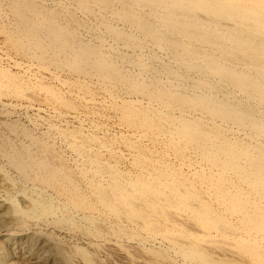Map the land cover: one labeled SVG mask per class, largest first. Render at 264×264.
I'll list each match as a JSON object with an SVG mask.
<instances>
[{
	"label": "bare ground",
	"instance_id": "6f19581e",
	"mask_svg": "<svg viewBox=\"0 0 264 264\" xmlns=\"http://www.w3.org/2000/svg\"><path fill=\"white\" fill-rule=\"evenodd\" d=\"M0 43L40 73L32 86L0 67V95L41 91L51 118L78 123L0 124L5 166L44 193L0 222L10 212L18 228L51 218L110 235L125 264H264V0H0ZM103 109L128 133L84 132ZM115 141L133 172L104 157ZM47 243L48 264H93Z\"/></svg>",
	"mask_w": 264,
	"mask_h": 264
},
{
	"label": "rangeland",
	"instance_id": "374dc122",
	"mask_svg": "<svg viewBox=\"0 0 264 264\" xmlns=\"http://www.w3.org/2000/svg\"><path fill=\"white\" fill-rule=\"evenodd\" d=\"M1 44L2 43H0V67H4V68L7 67V69H9L12 72H15V74L17 75L20 74L19 75L20 77H23V75H25L23 78L29 81L28 83H30L31 81L30 84H32L33 82L32 86H34V84H36L37 82L39 83L40 81H35L36 80L35 75L40 74L39 72H37V69L36 68H35L36 70L33 69L35 71L33 70L25 71V69H18L17 67L12 65L9 56L13 57L14 59L16 58V56L9 53L10 51L3 46L4 44L2 45ZM22 71L28 73L25 74ZM26 76L28 78H25ZM33 76L35 78H32ZM44 78H43L44 81L42 80L44 84L49 83V85H51L50 83H53L51 82V80L49 81L47 77L44 76ZM53 85L56 86V84L54 83L51 86ZM44 98H45V94H43L41 91L38 93L32 92L29 96L28 102L27 101L23 102L21 100L12 98L11 96L8 95H0V124L11 121V122H19L21 124L25 123L27 126L32 127V124H30L31 120L34 121L37 120L38 118L48 120L50 118L54 120V122H56L58 125H62V126L67 125L71 128L75 126L78 127V123L76 121L73 122L69 118L64 121L51 118L52 113L56 109L53 108V105L46 103ZM25 102H27L28 104ZM14 104L17 105L16 108H14L15 106L13 107ZM20 105H22V108L20 107ZM27 105L29 106L27 107ZM57 108L60 109V107ZM30 118L31 120L29 121L28 119ZM84 118L86 120L82 123L84 125L83 131L85 132L87 130V133H89L88 131L90 132L95 131L97 135L99 134L98 136L101 137L102 135V138L104 136L106 140L108 138L116 140V138L118 139L117 137L118 135L120 136L125 133L126 134L128 133V131L118 123L117 118L113 115L111 110L110 111L108 109L98 110L97 115H95V117L93 118L95 120L92 119L93 121L96 122V124H98L99 126L101 125L100 126L101 129H103L101 130L98 128L97 129L98 133L95 129H93V126L91 124L93 121L89 119L90 116L88 117L85 116ZM40 129L45 130L46 126L41 124ZM124 129L126 130V132H124L125 131ZM54 140L56 141L59 147V145H61L60 141L57 138L56 139L54 138ZM122 143H123L122 141L112 142V150L114 149L112 153L113 155H110L109 152L105 151L103 152L104 157H106V159L110 161L112 164L119 167L122 171L133 172L134 170L130 165L131 155H129L130 153L128 147L124 143L123 144ZM62 150L64 151V156H66V160L69 163V165H73L74 164L73 153L70 152L68 149L66 150V148H63ZM0 165L5 166V161L1 156H0ZM5 167L7 169V172L8 169L10 170L9 171L10 173L8 172L10 176L6 177L2 181L0 179V212L5 210L6 207H8L12 201H15L20 207L25 208L29 206L30 203L35 198L36 200L42 199V195L44 194L42 191H39V189L36 188V186L33 185L32 183H26L24 181H21L15 170L7 166ZM3 214H5V212H3ZM12 215H13L12 213L7 212L3 216L2 221L0 222V255H2L3 257L2 261L0 260L1 264L50 263L53 252H51L49 247H47L48 240H51L53 243L55 242L65 247L67 246L68 248L71 247L82 248L87 253L91 254L90 256H92L93 264L123 263V259H121L120 256L118 257V254H116L115 251L110 250L108 248L109 247L108 245H112L116 242V239L114 237H111L110 235L102 238H95L93 236L83 235V233H81L75 227L70 226L66 223L64 224L56 221L54 222V220L51 218L45 220L38 218L28 219L24 227L18 228V227H14L12 225V222H10L13 221L14 219L11 218ZM13 217L15 216L13 215ZM6 218L8 219L6 220ZM31 236H35L36 238L38 237L34 245L30 244L29 240ZM97 242H99V244L104 243L101 245V251L98 248L96 249V247H98V245L97 246L95 245L98 244ZM123 242L125 243V241ZM104 248L106 249L108 248L109 250L108 249H107L108 251L106 249L104 250ZM143 260L146 259L143 258ZM84 263L85 262H83V260H81L80 262L79 259L75 261V264H84ZM123 264H125V262ZM126 264H130V263H126Z\"/></svg>",
	"mask_w": 264,
	"mask_h": 264
}]
</instances>
